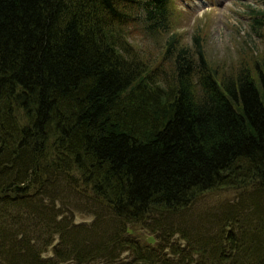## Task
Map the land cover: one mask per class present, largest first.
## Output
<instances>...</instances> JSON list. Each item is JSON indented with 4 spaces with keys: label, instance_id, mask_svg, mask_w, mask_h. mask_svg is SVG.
Wrapping results in <instances>:
<instances>
[{
    "label": "trees",
    "instance_id": "1",
    "mask_svg": "<svg viewBox=\"0 0 264 264\" xmlns=\"http://www.w3.org/2000/svg\"><path fill=\"white\" fill-rule=\"evenodd\" d=\"M170 1L0 0V264H264V59L150 67Z\"/></svg>",
    "mask_w": 264,
    "mask_h": 264
},
{
    "label": "rangeland",
    "instance_id": "2",
    "mask_svg": "<svg viewBox=\"0 0 264 264\" xmlns=\"http://www.w3.org/2000/svg\"><path fill=\"white\" fill-rule=\"evenodd\" d=\"M170 5L174 13L169 31L151 34L137 19L126 28L129 42L150 67L158 62L168 69L162 55L171 32L188 46L193 44L195 34H199L207 59L220 70L237 69L238 65L254 68V64L264 59V0H171ZM255 18L263 22L257 24ZM227 198L225 191L205 196L188 208L187 215L206 210L216 212L219 209L216 205ZM76 218L89 217L77 214Z\"/></svg>",
    "mask_w": 264,
    "mask_h": 264
}]
</instances>
